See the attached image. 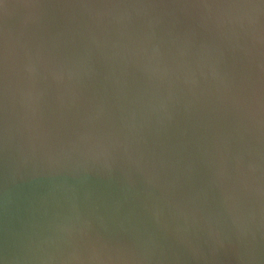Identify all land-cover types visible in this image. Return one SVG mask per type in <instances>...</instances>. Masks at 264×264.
Returning a JSON list of instances; mask_svg holds the SVG:
<instances>
[{
  "label": "clouds",
  "instance_id": "9594fccd",
  "mask_svg": "<svg viewBox=\"0 0 264 264\" xmlns=\"http://www.w3.org/2000/svg\"><path fill=\"white\" fill-rule=\"evenodd\" d=\"M45 177L29 264H264V0H0V181Z\"/></svg>",
  "mask_w": 264,
  "mask_h": 264
},
{
  "label": "water",
  "instance_id": "95a60500",
  "mask_svg": "<svg viewBox=\"0 0 264 264\" xmlns=\"http://www.w3.org/2000/svg\"><path fill=\"white\" fill-rule=\"evenodd\" d=\"M63 179H66L65 190L69 195L81 200L87 196V203L98 210L109 227L120 225L127 206L117 208V201L121 200L118 189L109 187L107 182L87 177L74 179L69 176L57 178L56 182ZM54 187L52 178L47 177L32 186L16 189L0 181V264H29L25 254L13 246V238H23L25 233L43 221L44 209L51 203ZM124 227L129 225L126 223Z\"/></svg>",
  "mask_w": 264,
  "mask_h": 264
}]
</instances>
